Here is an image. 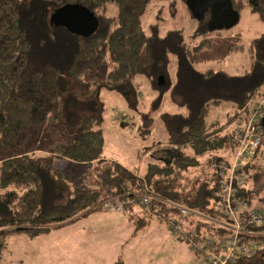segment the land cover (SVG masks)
Returning <instances> with one entry per match:
<instances>
[{
  "label": "trees",
  "instance_id": "16d2710c",
  "mask_svg": "<svg viewBox=\"0 0 264 264\" xmlns=\"http://www.w3.org/2000/svg\"><path fill=\"white\" fill-rule=\"evenodd\" d=\"M162 1L0 0V151L12 152L0 160V255L11 235L48 234L106 212L104 202L114 198L125 204L121 213L130 215L135 234L148 227V216L181 221V213L162 201L152 200L147 211L138 201L147 191L219 216V166L230 160L227 148L236 124L244 119L249 103L264 92V34L252 42L254 62L245 75L198 71L189 59L183 28L164 36L157 25L150 33L144 29L151 5ZM231 2L240 15L248 10L264 22V0ZM71 6L96 15L99 24L92 34L66 26L75 22ZM210 17L207 13L203 21L195 19L194 39L209 32ZM143 76L155 94L153 111L143 115L137 129L143 139L153 134L154 111L166 94L185 113L159 116L167 140L154 145L158 161L141 173L103 155L105 111L100 93L114 91L132 104L138 95L137 78ZM224 102L234 106V112L224 122L208 124L210 108ZM45 125L64 126L65 143L17 153L21 135ZM263 159L264 145L244 169L248 183L236 189V198L250 207H259L255 203L264 207V171L257 170ZM66 161L86 167L83 188L72 190L71 172L56 166ZM182 224L178 237L191 249L187 231H195L200 241L228 232L192 219H183ZM256 230L264 242V226ZM198 262L204 264L199 257ZM231 264H264V249L251 258L236 257Z\"/></svg>",
  "mask_w": 264,
  "mask_h": 264
},
{
  "label": "rangeland",
  "instance_id": "374dc122",
  "mask_svg": "<svg viewBox=\"0 0 264 264\" xmlns=\"http://www.w3.org/2000/svg\"><path fill=\"white\" fill-rule=\"evenodd\" d=\"M113 14L114 10H110L109 15ZM152 25L158 26L155 28L161 36L183 28L189 43V59L198 71H225L233 76L250 72L254 62L252 42L264 34V22L258 15L243 10L240 22L231 30L209 31L194 39L192 36L197 29V21L184 0L153 3L144 29L150 33ZM199 45V51L192 50ZM137 83L138 95L133 98L132 104L114 91L103 90L100 93L105 111L101 129L105 136L103 155L143 173L149 163L158 161L154 145L167 140V132L158 120L159 116L167 112L185 113V109L174 105L170 94H166L165 101L154 111L156 123L153 134L143 139L137 129L143 115L153 111L155 94L144 76L138 77ZM233 112L234 106L224 102L211 107L205 119L208 124L224 122ZM66 140L64 126L45 125L37 132L23 133L17 153L46 151ZM10 156V150L0 151V160ZM261 162L257 169L260 172L264 171V159ZM56 166L71 172L72 190L85 186L84 165L66 161L58 162ZM255 205L262 208L257 203ZM129 216L127 212H102L36 238L23 233L11 235L0 255V264H199L189 242L182 241L171 229L173 217L167 221L148 216V227L135 234V225L129 223ZM174 219L179 221L178 217ZM185 227L189 229L190 226Z\"/></svg>",
  "mask_w": 264,
  "mask_h": 264
},
{
  "label": "built area",
  "instance_id": "2783aa9c",
  "mask_svg": "<svg viewBox=\"0 0 264 264\" xmlns=\"http://www.w3.org/2000/svg\"><path fill=\"white\" fill-rule=\"evenodd\" d=\"M246 119L240 120L234 128L232 145L228 146L230 160L219 166V187L222 202L218 205L219 216L211 217L184 205L166 201L160 196L147 191L138 201L151 209L152 200L162 201L176 208L182 215L181 221H172L171 229L183 231V219H192L194 223H209L212 227L228 232L215 233V237L199 240L195 231H187V238L192 242V249L204 264H231L236 257H253L264 249V242L259 237L258 227L264 226V207H250L246 201L239 200L237 186L248 183L245 167L252 161L257 150L264 145V92L249 103ZM125 204L119 199L105 201L103 210L109 213H121ZM214 233V232H213Z\"/></svg>",
  "mask_w": 264,
  "mask_h": 264
},
{
  "label": "water",
  "instance_id": "95a60500",
  "mask_svg": "<svg viewBox=\"0 0 264 264\" xmlns=\"http://www.w3.org/2000/svg\"><path fill=\"white\" fill-rule=\"evenodd\" d=\"M187 5L197 21H203L207 13L211 15L208 23L209 31L231 30L241 19V15L234 9L231 0H188ZM70 10L75 24L66 26L71 31L82 33L84 29V32L88 34L95 31L99 24L95 14L80 6H71ZM64 23L65 21L62 22ZM262 127L264 128V118Z\"/></svg>",
  "mask_w": 264,
  "mask_h": 264
},
{
  "label": "flooded vegetation",
  "instance_id": "af4514ba",
  "mask_svg": "<svg viewBox=\"0 0 264 264\" xmlns=\"http://www.w3.org/2000/svg\"><path fill=\"white\" fill-rule=\"evenodd\" d=\"M75 24V23H74ZM85 31L84 29L82 30V32Z\"/></svg>",
  "mask_w": 264,
  "mask_h": 264
},
{
  "label": "crops",
  "instance_id": "0c3cea01",
  "mask_svg": "<svg viewBox=\"0 0 264 264\" xmlns=\"http://www.w3.org/2000/svg\"><path fill=\"white\" fill-rule=\"evenodd\" d=\"M74 164V163H73ZM129 223H130V220H129ZM131 224V223H130Z\"/></svg>",
  "mask_w": 264,
  "mask_h": 264
}]
</instances>
